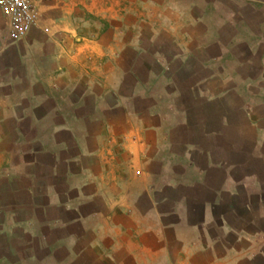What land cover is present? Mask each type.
<instances>
[{
    "label": "crops",
    "instance_id": "1",
    "mask_svg": "<svg viewBox=\"0 0 264 264\" xmlns=\"http://www.w3.org/2000/svg\"><path fill=\"white\" fill-rule=\"evenodd\" d=\"M0 11V264H264V0Z\"/></svg>",
    "mask_w": 264,
    "mask_h": 264
},
{
    "label": "built area",
    "instance_id": "2",
    "mask_svg": "<svg viewBox=\"0 0 264 264\" xmlns=\"http://www.w3.org/2000/svg\"><path fill=\"white\" fill-rule=\"evenodd\" d=\"M0 11L11 27V37L25 38L38 23L34 0H0Z\"/></svg>",
    "mask_w": 264,
    "mask_h": 264
}]
</instances>
